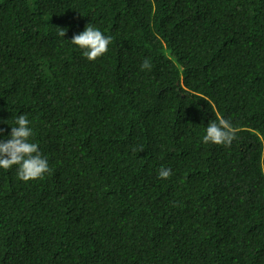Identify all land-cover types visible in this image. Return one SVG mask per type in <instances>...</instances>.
<instances>
[{
  "label": "trees",
  "instance_id": "obj_1",
  "mask_svg": "<svg viewBox=\"0 0 264 264\" xmlns=\"http://www.w3.org/2000/svg\"><path fill=\"white\" fill-rule=\"evenodd\" d=\"M23 113L51 170L0 169V264H264V0H0V135Z\"/></svg>",
  "mask_w": 264,
  "mask_h": 264
},
{
  "label": "clouds",
  "instance_id": "obj_2",
  "mask_svg": "<svg viewBox=\"0 0 264 264\" xmlns=\"http://www.w3.org/2000/svg\"><path fill=\"white\" fill-rule=\"evenodd\" d=\"M66 32V28H60L58 35L64 38ZM69 41L80 48L89 61H94L108 51L112 37L89 23ZM140 68L150 70V59L145 57ZM214 115L215 118L209 120L204 128L202 143L230 146L236 135L233 125L220 113L214 112ZM8 121L4 122L10 125V131L6 136L0 135V169L15 166L16 177L25 182L42 178L51 169L48 157L42 153L39 143L34 139L35 132L31 120L23 113L15 114L11 123ZM2 132L0 129V133ZM157 175L161 179H167L172 175V169L161 166Z\"/></svg>",
  "mask_w": 264,
  "mask_h": 264
}]
</instances>
